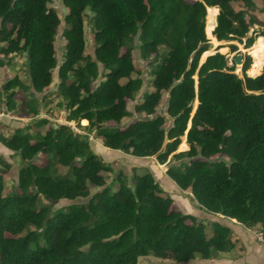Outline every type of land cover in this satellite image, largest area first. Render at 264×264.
<instances>
[{"label": "trees", "instance_id": "obj_1", "mask_svg": "<svg viewBox=\"0 0 264 264\" xmlns=\"http://www.w3.org/2000/svg\"><path fill=\"white\" fill-rule=\"evenodd\" d=\"M60 1L67 8L64 18L52 0H0V66L25 53L28 73L26 81L19 76L6 81L0 104L38 116L37 95L47 96L58 69L55 94L67 121L87 120L108 148L156 156L161 164L180 162L167 174L202 208L258 226L264 234V68L258 77L248 75L252 56L243 54L240 77L235 57L229 65L219 51L201 62L212 46L208 7L219 8L213 35L237 51L235 42L249 48L264 36V30L248 36L255 25L264 28V0ZM87 12L94 55L86 54ZM62 25L59 62L55 41ZM136 49L151 64L153 90L134 106L146 116L121 127L133 116L129 103L144 86ZM17 88L32 97L26 111L20 112ZM164 92L170 126L157 111ZM48 124L37 119L8 133L3 124L0 131V143L22 161L18 187L4 195L12 164L0 153V264H139L149 255L181 263L197 255L216 259L236 247L229 226L212 221L208 235L207 225L176 208L150 171L135 172L132 185L119 172L111 184L107 174L114 168L88 136L68 124ZM184 136L189 149L178 151ZM40 155L45 162L36 161ZM41 196L86 201L53 213L47 205L38 207Z\"/></svg>", "mask_w": 264, "mask_h": 264}, {"label": "rangeland", "instance_id": "obj_2", "mask_svg": "<svg viewBox=\"0 0 264 264\" xmlns=\"http://www.w3.org/2000/svg\"><path fill=\"white\" fill-rule=\"evenodd\" d=\"M264 3L263 1L260 2V5ZM52 6H54L61 18H64V15L67 12L66 6L63 4L62 1L60 0H52L51 3ZM90 12H87V17H86V26H85V31H86V41H87V47H86V54L88 55H94V49H95V41H94V34H93V27L92 24L90 23ZM264 18V14L262 15ZM207 19H206V27H207ZM62 28L63 25L61 26V29L57 35L56 41H55V46L57 50V56L59 59V62L62 60V56L64 53V48H65V40L62 37ZM261 30H264L261 26L255 25L253 28H251L248 36L256 35L258 34ZM213 34V33H212ZM207 37H209L208 33L206 32ZM260 38V37H258ZM258 38H256L255 43L257 44ZM210 39V38H209ZM247 38H244V41L246 42ZM211 43V48L208 50V55L204 57V54L202 55L201 62H204L206 58L209 55H212L216 52H221L225 54L229 59L234 58L235 55L238 54H250L252 56V64L253 65L255 58L252 52L250 51L251 47L245 48V43H239L235 42L238 45V50L237 51H232V49L228 46L229 43L226 41H219V42H213L212 39H210ZM136 44L137 46L139 45L138 39H136ZM250 49V50H249ZM27 55L24 54H17L13 55L12 57L9 58L10 64L6 66H0V91H3V86L6 83L8 79H11L15 76H19L22 80L26 81L28 79V73H27V64H26V59ZM135 57V62L138 66V73L139 75L143 78L144 80V86L140 93L137 95V98L135 101H131L129 103V109L133 112V116L126 117L122 120L121 122V127L127 126L130 122H132L136 117H145L146 114H138L134 111V106L137 101H141L143 98V94L146 91H152L153 87L150 86V80L152 79V67L151 64L149 63L148 60H144L140 56V52L138 49H136L134 53ZM264 58V54H263ZM243 63V62H242ZM242 63L241 64H236L235 68V73L238 74L240 77H243V72H242ZM251 68V67H250ZM247 71V74L252 76V77H257L262 74L263 68H264V59L262 61V66L259 72L255 75H251L249 73V70ZM102 69V68H101ZM54 81L52 85L46 90L47 96L44 98L45 94H38L37 95V100L38 104L41 108V113L38 116H32L31 114H22L19 113V111L16 110L14 111H9L7 109V106L5 104H0V131L4 129V125L8 126V129H4L7 133L12 132L14 129L18 127H24L26 125H29L33 121L37 119H47L49 120V126L50 125H58V124H68L71 125L75 131L78 133H81L83 135L88 136L91 145L93 147V150L98 153L104 161L112 164L114 171L111 173H108V181L112 184L114 183V179L116 175L119 172H123L126 174L128 182L130 185H132V177L135 172L139 173H145L147 171H150L160 184V186L167 191L174 199L175 202V207L183 211L184 213H189L193 214L197 217L198 221L201 223H204L207 225L206 232L208 235H211L212 233V228H211V222L212 221H218L223 225H231L233 228L236 229L237 224H233L232 222L229 221L230 218L223 216L222 214H217L213 212H209L202 208L198 202L194 199L192 193L187 190H182L176 182L167 174V170L171 164H179L180 162L176 160H172L171 162H167L166 164H161L156 156L152 157H138V156H133L131 154H127L123 151L120 150H115L108 148L104 145V140L102 137L97 136L95 130H90L87 125L89 122L86 120L84 123L83 120L80 122V125L76 121L69 122L67 121V112L62 106V99L55 94V91H57V84L59 82V77H58V69L54 71ZM197 80V76H196ZM99 81V80H98ZM197 88V84H196ZM16 99L19 102L20 106V112L25 109L26 111V103L27 101L30 100L31 95L27 91H24L21 88L16 89ZM169 93L164 92L163 95V100L158 107V114L165 115L168 123L167 125L170 126L172 124V118H170L166 112V105H167V99H168ZM198 101V100H196ZM194 102V109L198 106V103ZM197 105V106H196ZM4 124V125H3ZM46 125V126H48ZM186 140V136L182 137V141ZM188 146V144H187ZM189 149V146L187 147ZM186 149V150H187ZM178 151H184L183 149H179ZM0 153L4 155V157L12 164V168L7 174H5V189L3 191L4 195H7L11 193L13 190H15L18 187V172L19 169L22 165L21 159L14 154L13 151H10L8 148H6L2 143H0ZM220 158V157H219ZM221 158H224L227 160L225 156H221ZM46 157L44 155H40L37 157L36 161L38 163H43L45 162ZM67 169H61L62 173H67ZM114 188L117 187V184H114ZM86 201V199H79V200H67L63 199L60 201H49L45 199L43 196H41L40 203L38 207L47 205L49 206L50 210L54 213L57 212L58 210L61 209H67V206H69L72 203H82ZM231 220V219H230ZM242 225L241 227L244 228L243 224L239 223ZM261 231V228H260ZM256 236L258 231H253ZM233 241H238L237 236L233 232ZM259 241V240H258ZM263 243V242H262ZM243 249V248H241ZM234 250V249H233ZM232 253L237 252L238 254L244 255L245 251H231ZM233 255V254H232ZM241 257V256H240ZM247 261V264H260L257 259H254L252 256L246 257L245 258ZM214 261V259H205L202 258L200 255H197L196 259L188 262H177L172 258H159L154 255H149V256H144L139 258V264H211ZM234 262V261H233ZM238 263V262H236ZM235 264V262H234Z\"/></svg>", "mask_w": 264, "mask_h": 264}, {"label": "crops", "instance_id": "obj_3", "mask_svg": "<svg viewBox=\"0 0 264 264\" xmlns=\"http://www.w3.org/2000/svg\"><path fill=\"white\" fill-rule=\"evenodd\" d=\"M211 8H214L217 10L216 15H215V20H216V17L219 13V8L218 7H208L207 16H208L209 10H211ZM215 26H216V21L214 23L213 31L215 29ZM213 31H212V33H213ZM227 43H229V42H227ZM234 57H236V55ZM186 149H187V147H185L183 150H186ZM229 221L232 222L233 224L238 225V226H236V229H235L231 225L226 224L227 226H229L232 229V231L237 236L236 238L238 241H236L237 244H236V247L234 248V250L235 251L236 250L237 251H245L244 255L238 254L237 252H235V253L234 252L233 253L232 252H222V253H220L219 257L214 259V261L211 264H234V262H235V264H247V262H246L247 260L245 259L247 256L248 257L252 256L254 259H257L260 264H264V243L258 241L256 234L253 232V231H260V227L256 226L253 228H249V227L243 225L245 228V229H243V227H241L242 225H240L237 220H235V219L230 220L229 219ZM241 248H243V249H241ZM234 250H232V251H234ZM236 262H238V263H236Z\"/></svg>", "mask_w": 264, "mask_h": 264}, {"label": "bare ground", "instance_id": "obj_4", "mask_svg": "<svg viewBox=\"0 0 264 264\" xmlns=\"http://www.w3.org/2000/svg\"><path fill=\"white\" fill-rule=\"evenodd\" d=\"M216 9L211 8V10H209L208 16H207V27H206V32L208 33L210 39L213 40V42H218L217 39L213 36L212 31L214 28V23H215V15H216ZM251 49V50H250ZM249 50L252 52V54L254 55L255 61L251 67V69L249 70V73L251 75H255L259 72V70L261 69L262 66V61H263V54H264V36L258 38L257 44L255 43V45H253ZM208 51L204 53V57L206 55H208ZM258 77V76H257ZM196 103H198V101H196ZM197 106V105H196ZM187 146V142L184 139L183 142L180 145V149H184Z\"/></svg>", "mask_w": 264, "mask_h": 264}, {"label": "built area", "instance_id": "obj_5", "mask_svg": "<svg viewBox=\"0 0 264 264\" xmlns=\"http://www.w3.org/2000/svg\"><path fill=\"white\" fill-rule=\"evenodd\" d=\"M216 25H217V17H216ZM233 63H234V58L229 59V65H233ZM257 239L260 242H263L264 243V234H263L262 231H258V233H257Z\"/></svg>", "mask_w": 264, "mask_h": 264}, {"label": "water", "instance_id": "obj_6", "mask_svg": "<svg viewBox=\"0 0 264 264\" xmlns=\"http://www.w3.org/2000/svg\"><path fill=\"white\" fill-rule=\"evenodd\" d=\"M235 62L236 64H241L243 62V55L242 54L236 55ZM197 87H198V83H197ZM228 238L230 239L231 237L229 236Z\"/></svg>", "mask_w": 264, "mask_h": 264}]
</instances>
